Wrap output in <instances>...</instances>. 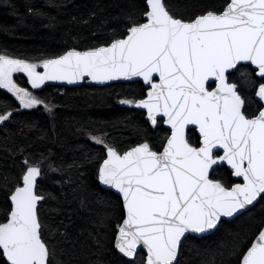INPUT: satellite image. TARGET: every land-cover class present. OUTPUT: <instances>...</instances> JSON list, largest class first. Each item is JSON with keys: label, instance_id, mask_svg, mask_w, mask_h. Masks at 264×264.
<instances>
[{"label": "snow or ice", "instance_id": "obj_1", "mask_svg": "<svg viewBox=\"0 0 264 264\" xmlns=\"http://www.w3.org/2000/svg\"><path fill=\"white\" fill-rule=\"evenodd\" d=\"M187 7L170 0H126L123 38L84 50L72 47L37 63L0 53V88L22 109L43 105L52 112L55 105L20 87L14 73H26L33 89L85 77L101 82L142 77L148 85L145 98L120 103L146 109L153 129L161 121L169 126L162 150L150 143L144 128L137 129L143 142L124 152L106 142V133H89L106 149L98 180L122 197L125 216L117 225L115 247L130 264H136L140 246L146 249L143 264H181L186 242L201 264H208V249L195 239L211 234L222 218H235L264 201V107L249 114L242 95L255 88L264 101V0H229L223 10L207 6L195 16L183 14ZM18 111L6 106L0 124ZM190 126L198 128V141ZM44 159L25 158L13 189L6 174L0 177L11 202L0 222V264H58L38 208L45 200L38 185ZM225 163L243 182L216 173ZM93 239L103 251L101 240ZM244 242L234 235L229 255L238 256V264H264V225L250 246L244 248Z\"/></svg>", "mask_w": 264, "mask_h": 264}, {"label": "trees", "instance_id": "obj_2", "mask_svg": "<svg viewBox=\"0 0 264 264\" xmlns=\"http://www.w3.org/2000/svg\"><path fill=\"white\" fill-rule=\"evenodd\" d=\"M170 2L182 8L187 5L183 14L195 16L207 6L223 10L229 0ZM125 3L126 0H0V53L37 63L72 47L84 50L123 38L126 21L121 9ZM15 79L20 86L31 87L27 75L18 73ZM253 79H258L255 73ZM255 91L252 88L242 93L247 98L249 114L263 106ZM34 93L55 105L53 111L43 105L22 109L13 94L0 88V112L6 106L19 110L10 122L0 124V177L6 174L8 189H13L25 169L24 159L44 157V174L38 185L45 200L39 204V215L58 264H130V258L115 247L117 225L125 216L122 197L100 184L97 171L106 158V149L92 141L89 133H106V142L124 152L143 142L137 129L144 128L150 143L161 150L169 129L162 121L153 129L146 112L136 109L135 104L120 103L146 97L147 88L142 81L105 86L84 82L77 86L46 84L34 89ZM191 134L193 141H198V131L191 129ZM216 173L231 183L241 181L232 177L227 166L218 167ZM3 183L0 180V222L11 208ZM262 225L264 201L232 220H223L212 234L195 239V243L208 249L204 256L208 264H238V256L229 255L233 236L243 237L246 248ZM93 236L101 240L103 251ZM193 239L189 237V241ZM145 258L146 252L140 251L136 264H143ZM181 264H201V257L188 250L187 242Z\"/></svg>", "mask_w": 264, "mask_h": 264}, {"label": "water", "instance_id": "obj_3", "mask_svg": "<svg viewBox=\"0 0 264 264\" xmlns=\"http://www.w3.org/2000/svg\"><path fill=\"white\" fill-rule=\"evenodd\" d=\"M79 50V49H78ZM38 71L39 72H43L44 71V68H43V65L38 69ZM23 74H25V75H27L26 73H23ZM158 78V77H157ZM133 81H142L143 83H144V85H145V87L147 88V91H148V85L143 81V78L142 77H135V78H132L131 80H128V79H124V78H121V79H118V80H113V81H103V82H101V81H93L90 77H85V79H83V80H78V81H72V82H68V81H63V80H57V81H47V82H45V84L44 85H46V84H56V85H61V86H77V85H81V84H83L84 82L86 83V84H88V85H98V86H105V85H109V84H113V83H118V82H133ZM43 85V86H44ZM257 97V96H256ZM145 98V97H144ZM143 99V98H142ZM257 99L262 103V105H263V107H264V101H261L260 100V98L259 97H257ZM134 107L136 108V109H138V110H142V111H144V112H146V118H147V120L149 121V118H148V116H147V110L146 109H143V108H141V107H137L136 105H134ZM162 115V114H161ZM160 119V117L158 116V120ZM165 125V124H164ZM168 129H169V126L168 125H165ZM191 127V129H196L197 131H198V128H196V127H194V126H190ZM162 150V149H161ZM218 154H220V155H222V151L221 152H219ZM221 166H227L229 169H230V166H228V165H226V163L225 164H223V165H221ZM217 169V168H216ZM39 179V178H38ZM235 179H239V180H241L240 182H237V183H241V182H243L242 181V178H235ZM100 182V181H99ZM100 184L104 187V188H106V189H110V190H112V191H114L115 193H117L118 194V190H116V189H114V188H112L111 186H106V185H103L101 182H100ZM119 195V194H118ZM256 205V204H255ZM38 208H39V205H38ZM250 208H252V207H250ZM249 208V209H250ZM233 218H222V220H232ZM219 227V226H218ZM215 231V230H214ZM213 231V232H214ZM213 232H211V234L213 233ZM209 235V234H208ZM206 236V235H205ZM145 251L146 252V249L145 248H143V246H140V247H138V253L140 252V251ZM135 259V258H134Z\"/></svg>", "mask_w": 264, "mask_h": 264}, {"label": "rangeland", "instance_id": "obj_4", "mask_svg": "<svg viewBox=\"0 0 264 264\" xmlns=\"http://www.w3.org/2000/svg\"><path fill=\"white\" fill-rule=\"evenodd\" d=\"M42 65H39L38 66V68H37V71H38V69L41 67ZM16 74H18V73H14V76H13V78H14V80H16L15 79V75ZM18 84V83H17ZM19 85V84H18ZM20 86V85H19ZM20 87H22V86H20ZM25 88V87H24ZM28 89H29V91H33L34 92V89L32 88V87H28ZM12 94V93H11ZM124 105H128V106H131V105H129V104H124Z\"/></svg>", "mask_w": 264, "mask_h": 264}, {"label": "flooded vegetation", "instance_id": "obj_5", "mask_svg": "<svg viewBox=\"0 0 264 264\" xmlns=\"http://www.w3.org/2000/svg\"><path fill=\"white\" fill-rule=\"evenodd\" d=\"M263 107V106H262Z\"/></svg>", "mask_w": 264, "mask_h": 264}]
</instances>
